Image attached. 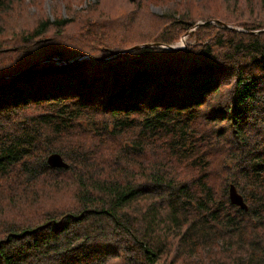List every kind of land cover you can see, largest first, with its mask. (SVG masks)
<instances>
[{"label":"trees","instance_id":"obj_1","mask_svg":"<svg viewBox=\"0 0 264 264\" xmlns=\"http://www.w3.org/2000/svg\"><path fill=\"white\" fill-rule=\"evenodd\" d=\"M14 1L0 0V11ZM222 3L231 9L201 10L197 18L180 13L150 38L117 35L107 17L91 37L70 43L65 34L57 42L65 18L53 17L16 31L19 40H5L0 264H223L219 255L208 263L192 259L215 250L231 264H264V18L245 17L237 1ZM179 31L194 35L197 45L173 48ZM47 34L52 43L43 40ZM108 36L121 47L110 48L103 41ZM34 41L42 43L28 48ZM117 51L122 53L110 57ZM53 57L57 63L48 62ZM29 106L28 117H8ZM82 134L102 144L94 146ZM107 138H125L108 144L129 158L153 153L161 163H149L151 182L120 180L115 174L124 168L123 159L98 154ZM52 140L66 144L67 154L47 146ZM78 146L87 152L82 170L74 173ZM211 149L228 171L203 155ZM51 151L69 158L68 167L49 166ZM193 166L197 173L185 174ZM42 175L74 180L76 205L16 226L5 213L32 211L52 194L35 185ZM230 184L247 210L230 202ZM149 195L157 200L131 209Z\"/></svg>","mask_w":264,"mask_h":264},{"label":"rangeland","instance_id":"obj_2","mask_svg":"<svg viewBox=\"0 0 264 264\" xmlns=\"http://www.w3.org/2000/svg\"><path fill=\"white\" fill-rule=\"evenodd\" d=\"M198 1L200 0H15L11 7L6 8V12L0 11V16L4 20V31L0 34V47L4 45L5 40H19L18 32L23 29L25 31L30 29L33 27V22L40 18H65L64 26L60 30L57 42H59L66 34V37L70 38V43H77L87 37H91L92 33L99 29L100 23L107 17L111 21L108 26L109 29L114 31L117 35L129 33L139 37L148 36L150 38L154 37L162 28H164V26L168 23L169 18L172 16L177 18L180 13H184L185 15L188 14L192 18H197V15L201 12V10L229 11L231 9V6L227 7L225 3H222V0H208L207 2L202 3H198ZM226 1H237L238 4H242L245 8V17L251 19H258L260 17L264 18V0ZM252 4L255 5L254 8H251ZM227 16L229 17L231 14H227ZM197 22L200 23L201 21ZM234 27H236V29L240 32L243 31V28L239 25H235ZM261 30H264V27H262ZM16 31L18 32L16 33ZM257 31L258 30H254L252 32L256 33ZM182 33L183 32L180 31L177 33V38L173 44L174 47L185 49L187 47L197 45L198 40L194 35L187 36V34ZM50 36V34L42 36L45 43L49 44L54 41V39L50 38ZM204 38H206V36ZM103 41L108 42L109 47L112 49H119L121 47L117 42H113L109 36L104 38ZM41 43L42 41L31 42L28 44V48L35 49ZM71 46L80 45L77 44ZM120 53L122 52L117 51L110 57H115ZM50 61L55 63L58 62V60L54 57L48 59V62ZM25 108V111L13 112L8 117L20 118L21 115L28 117L29 114L33 113L30 106ZM1 119L3 118H0V120ZM82 135H85L88 140L92 141V145L94 146L102 144V141H100L97 136L92 134ZM44 137L47 138L45 135ZM129 137L132 136L129 135ZM124 139L120 140L107 138L105 144L100 147L98 154L103 157L112 155L123 159L124 168L115 174L120 180L125 181L130 179L136 182H151L148 179L150 174L149 168L152 167L149 163H151V161H155V166L157 167L161 161L157 159L153 153L149 155L143 154L135 157L134 159L129 158L123 153V151L119 150L118 145L108 144L110 141L122 143ZM58 142L57 140H52L51 143L47 144V146H57L54 147V149L60 148L61 152L67 154L65 152L66 144ZM78 148L81 149V146H78ZM202 150H204V146H202ZM221 151H226V147L223 146ZM53 152L55 151L49 152L48 155ZM85 152L87 151L81 149V156L75 168L76 172L74 173L82 170L85 164L83 163V155ZM203 155L210 158L212 165L219 166L218 169L228 171L225 169L226 165H221V154L215 149L208 150L203 153ZM64 157H67V155ZM65 162L68 164L69 158L65 160ZM226 168L228 167L226 166ZM193 171H196L197 173L198 166H193L190 169L186 168L185 174L192 175ZM105 173L110 174V171L106 170L104 171V174ZM99 176L105 177V175L102 174H99ZM169 177L170 176H168V178ZM57 178L59 177L42 175L36 181L35 185L37 187L48 189L52 192V194L49 193L38 200V203L42 204L41 207L32 211L30 210L24 214L5 213L6 218L14 221L16 226L21 227L26 223L36 224L50 215H55L74 207L76 205V182L74 180H56ZM66 178L71 179L72 177L66 175ZM168 194L169 193L166 189L164 195L168 197ZM152 199H156V196L149 195L142 197L132 202L130 207L131 209H134L140 205L146 206ZM2 219H4V217H0V220ZM2 235L3 233L0 231V236ZM215 251L216 253L213 254L212 252L208 257L202 258L201 255L197 254L193 256L192 259L196 258L200 262L202 261L203 263H208L211 257L219 255L221 258L225 259V261L222 262L223 264H231V262H228L225 258V255L220 254L218 250ZM167 257L170 258L171 254L167 255ZM173 259L176 260V262H181V256H175Z\"/></svg>","mask_w":264,"mask_h":264},{"label":"water","instance_id":"obj_3","mask_svg":"<svg viewBox=\"0 0 264 264\" xmlns=\"http://www.w3.org/2000/svg\"><path fill=\"white\" fill-rule=\"evenodd\" d=\"M138 47V46H135ZM174 48V46H172ZM178 48V47H176ZM46 162L51 167H63L67 168L68 164L63 160L62 156L57 153L53 152L47 156ZM229 200L232 204L238 205L243 210H247V204L243 200L241 194L236 190L233 184L229 185L228 189Z\"/></svg>","mask_w":264,"mask_h":264},{"label":"bare ground","instance_id":"obj_4","mask_svg":"<svg viewBox=\"0 0 264 264\" xmlns=\"http://www.w3.org/2000/svg\"><path fill=\"white\" fill-rule=\"evenodd\" d=\"M7 95H8V94H7ZM210 227H211V226H210ZM211 232H212V231H211ZM230 232H231V231H230ZM207 235H208V234H207ZM234 237H235V236H234ZM236 238H237V237H236ZM226 239H227V238H226ZM226 239H225V240H226ZM229 239H230V238H229ZM227 243H228V242H227ZM236 244H237V243H236ZM236 244H235V245H236ZM230 247H231V246H230ZM232 247H233V246H232ZM238 249H239V248H238ZM225 250H226V249H225ZM227 250H228V249H227ZM235 254H236V253H235ZM236 258H237V257H236ZM262 258H263V257H262ZM262 261H263V259H262Z\"/></svg>","mask_w":264,"mask_h":264}]
</instances>
